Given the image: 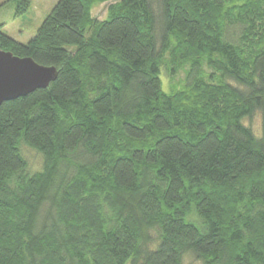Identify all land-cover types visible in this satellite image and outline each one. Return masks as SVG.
I'll use <instances>...</instances> for the list:
<instances>
[{
    "label": "trees",
    "instance_id": "trees-1",
    "mask_svg": "<svg viewBox=\"0 0 264 264\" xmlns=\"http://www.w3.org/2000/svg\"><path fill=\"white\" fill-rule=\"evenodd\" d=\"M2 28L57 77L0 106V264H264V0H59L27 44Z\"/></svg>",
    "mask_w": 264,
    "mask_h": 264
},
{
    "label": "rangeland",
    "instance_id": "rangeland-1",
    "mask_svg": "<svg viewBox=\"0 0 264 264\" xmlns=\"http://www.w3.org/2000/svg\"><path fill=\"white\" fill-rule=\"evenodd\" d=\"M59 0H31V6L26 14L20 18H13V7L9 0H0V24H3L2 31L19 43L27 44L32 39L43 22L44 18L51 12ZM112 2H105L95 6L91 11V16L97 21H103L107 16V8ZM163 72V70H162ZM161 73V79H162ZM184 79V72L180 71L174 76L163 78V89L168 92L171 87L177 86ZM232 83V82H231ZM234 84V83H232ZM235 85V84H234ZM255 135L261 134V116L257 112L251 120H245ZM23 156L27 161L28 169L31 172L39 171L42 167V159L35 151L24 147ZM182 264H200L190 254L185 255Z\"/></svg>",
    "mask_w": 264,
    "mask_h": 264
},
{
    "label": "water",
    "instance_id": "water-1",
    "mask_svg": "<svg viewBox=\"0 0 264 264\" xmlns=\"http://www.w3.org/2000/svg\"><path fill=\"white\" fill-rule=\"evenodd\" d=\"M56 77L54 67L41 66L31 58L0 50V106L47 88Z\"/></svg>",
    "mask_w": 264,
    "mask_h": 264
}]
</instances>
